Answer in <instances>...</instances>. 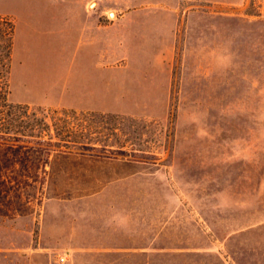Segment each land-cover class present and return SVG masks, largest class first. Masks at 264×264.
Segmentation results:
<instances>
[{"label":"rangeland","instance_id":"374dc122","mask_svg":"<svg viewBox=\"0 0 264 264\" xmlns=\"http://www.w3.org/2000/svg\"><path fill=\"white\" fill-rule=\"evenodd\" d=\"M56 1L0 0L6 97L84 134L0 142V264H264V0H91L72 37Z\"/></svg>","mask_w":264,"mask_h":264},{"label":"trees","instance_id":"16d2710c","mask_svg":"<svg viewBox=\"0 0 264 264\" xmlns=\"http://www.w3.org/2000/svg\"><path fill=\"white\" fill-rule=\"evenodd\" d=\"M1 19L2 17L0 16ZM13 28V22L8 20L4 39L0 44V142L12 145H26L24 142H31L39 147L46 143L51 146L47 150L60 149L61 147L64 148L62 150H65V148H68L69 142L75 141V139L70 138L73 133L84 134L81 127L73 128L69 124L66 115L55 118L50 116V122H47L43 117H34L33 115L30 118H20L21 113L27 116V105L7 101ZM15 109H18V111L15 112ZM61 112L66 114V111L61 110ZM44 134L48 140L42 137ZM53 137L55 139L51 141Z\"/></svg>","mask_w":264,"mask_h":264},{"label":"crops","instance_id":"0c3cea01","mask_svg":"<svg viewBox=\"0 0 264 264\" xmlns=\"http://www.w3.org/2000/svg\"><path fill=\"white\" fill-rule=\"evenodd\" d=\"M91 2V0H59L54 3V6L57 8L63 7V8H69L71 10V20L67 22V24L60 28V36L61 37H72L73 33H75L77 36L81 33H83L84 28L88 31L95 30H103V34H105L106 30V24L103 20H100L99 18V11H91L88 9V5ZM104 11V10H103ZM5 12V9H4ZM86 12L88 14V17L86 18V22H81L79 19L80 16L78 14ZM63 33V34H62ZM90 36V34H88ZM104 55V54H103ZM99 65V63H98ZM30 69L32 67L30 66ZM104 70L105 66L103 65V73L100 74V69L96 72V70H93V73L90 74L84 82L82 79V73L81 69L75 68L73 71L72 76V83L71 85V94L73 96H82V95H88L91 98V101L95 103L96 99L98 100L100 98V94L104 96V87H105V77H104ZM103 78V82H101V79ZM79 94V95H78Z\"/></svg>","mask_w":264,"mask_h":264}]
</instances>
